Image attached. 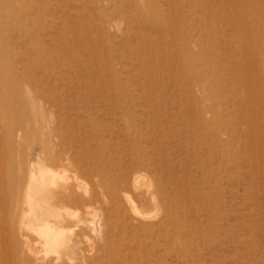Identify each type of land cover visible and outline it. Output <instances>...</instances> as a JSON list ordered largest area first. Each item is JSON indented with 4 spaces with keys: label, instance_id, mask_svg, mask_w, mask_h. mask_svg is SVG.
I'll return each instance as SVG.
<instances>
[{
    "label": "rangeland",
    "instance_id": "obj_1",
    "mask_svg": "<svg viewBox=\"0 0 264 264\" xmlns=\"http://www.w3.org/2000/svg\"><path fill=\"white\" fill-rule=\"evenodd\" d=\"M31 5L0 19V264H264V0ZM55 171L57 253L27 226Z\"/></svg>",
    "mask_w": 264,
    "mask_h": 264
},
{
    "label": "bare ground",
    "instance_id": "obj_2",
    "mask_svg": "<svg viewBox=\"0 0 264 264\" xmlns=\"http://www.w3.org/2000/svg\"><path fill=\"white\" fill-rule=\"evenodd\" d=\"M6 2V4L0 5V19L10 22L15 26L18 32L31 36V31L26 28L24 22H36L37 16L29 20L25 18L35 13L37 7L31 5V0H6ZM47 158L46 156V159ZM38 180L41 203L38 204V208L33 212V219L27 223V226L36 234V237L43 242V246L46 249H56V253L59 249L66 251L73 250L76 242L71 237H68L63 229L70 219L68 215L60 212L62 205L66 203V196H58L50 189V186H54L58 181H62L63 176L60 173H56V171L41 172ZM138 182L139 178H136L133 182L134 187L137 186ZM130 210L131 213L137 217L144 218L145 215H148L146 211L139 209L134 204H131ZM94 220L95 221L92 222L91 225L97 228L96 218ZM157 227H162L161 222L157 224ZM24 245L30 248L28 242ZM43 261L48 262L49 259L44 258Z\"/></svg>",
    "mask_w": 264,
    "mask_h": 264
}]
</instances>
